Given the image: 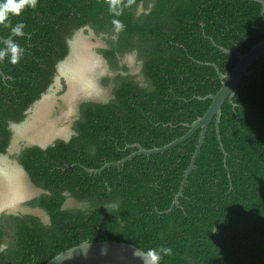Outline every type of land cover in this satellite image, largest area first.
Returning a JSON list of instances; mask_svg holds the SVG:
<instances>
[{"label":"trees","instance_id":"16d2710c","mask_svg":"<svg viewBox=\"0 0 264 264\" xmlns=\"http://www.w3.org/2000/svg\"><path fill=\"white\" fill-rule=\"evenodd\" d=\"M9 18L12 26L25 25L16 37L25 52L16 65L0 62V156L14 139L10 124L23 123L53 85L78 31L105 43L97 52L108 67L100 82L109 96L83 100L68 137L51 136L44 148L22 142L10 155L40 191L25 206L43 211L47 222L3 213L0 264H46L83 242L102 241L142 251L170 247L173 255L160 264H264V56L241 78L232 103L222 105L226 157L213 119L177 205L200 130L163 154L139 155L101 173L85 170L123 160L136 144L160 148L185 135L211 104L202 98L222 86L215 67L227 75L238 62L219 48L240 45L244 54L264 41L261 3L125 0L115 17L104 0H37L35 10ZM113 19L125 30L116 33ZM10 34L0 25L2 38ZM128 55L135 73L123 62ZM112 204L118 212L105 208Z\"/></svg>","mask_w":264,"mask_h":264},{"label":"rangeland","instance_id":"374dc122","mask_svg":"<svg viewBox=\"0 0 264 264\" xmlns=\"http://www.w3.org/2000/svg\"><path fill=\"white\" fill-rule=\"evenodd\" d=\"M69 44L70 53L65 60L59 63L58 75L53 85L35 105L31 117L18 126V129L24 130L19 134L22 132L28 145L33 141L40 145L45 138H51V136L68 137L70 122L75 118L78 105L83 100H102L109 96L108 90L100 82L101 78L108 74V67L106 61L97 52L98 49L105 47L104 41L92 31H78ZM123 62L127 64L132 73L137 72L133 56H126ZM80 78L83 80L79 82ZM66 132L68 134H65ZM36 137L37 139H34ZM38 138H40L39 141ZM16 141L14 139L12 149L20 145ZM0 166L3 167L2 169L6 168L11 175H15L16 180L20 182L17 181L18 183L12 188L0 184V214L2 212L7 214L31 213L47 222L43 211L30 209L24 204L37 194V190L29 182L24 170L8 155L0 156ZM16 189H18L17 193ZM71 205L73 202L70 200L67 206Z\"/></svg>","mask_w":264,"mask_h":264},{"label":"water","instance_id":"95a60500","mask_svg":"<svg viewBox=\"0 0 264 264\" xmlns=\"http://www.w3.org/2000/svg\"><path fill=\"white\" fill-rule=\"evenodd\" d=\"M262 5V18L264 19V1L255 0ZM4 0H0L3 3ZM6 39L0 36V42L2 43ZM240 45L235 46L231 50L224 49L220 47L219 49L226 54H233L236 56L238 62L232 68L231 72L227 75L222 74L215 65L217 70L218 78L222 81V86L216 94H210L202 100H211V104L206 111V113L195 120L192 124L187 125L189 128L188 132L181 136L180 138L170 142L169 144L162 146L160 148L144 149L140 145L136 144L132 146L136 148V151L118 162L107 163L100 169H87L88 173H101L104 169L111 166H121L126 162L132 160L134 157L139 155H145L147 157L155 154H163L172 148L178 146L179 144L185 142L194 133L200 130L199 139L196 145V149L191 157L190 164L184 173L183 179L181 181L180 189L175 196L172 205L178 204V199L182 196L184 186L187 182L189 175L195 167L196 159L200 153L202 144L204 142L205 134L208 129L209 124L214 119L215 120V130L217 139L219 141L220 148L224 152L223 145L221 143L220 132H219V122L221 117V108L226 100L232 103V98L237 93V86L243 76H247L249 68L254 62H256L260 57L264 56V41L259 42L253 46L248 52L242 54L238 51ZM71 71H73L71 69ZM74 72V71H73ZM75 74V73H74ZM0 75H3L0 70ZM83 80L79 79V82ZM53 138L47 139L44 143H40V146L46 147L52 142ZM1 174H3V170ZM1 176V175H0ZM142 250L123 242H112V241H102V242H83L80 245L69 248L62 253L56 255L54 258L49 260L46 264H144V261L140 258Z\"/></svg>","mask_w":264,"mask_h":264},{"label":"clouds","instance_id":"9594fccd","mask_svg":"<svg viewBox=\"0 0 264 264\" xmlns=\"http://www.w3.org/2000/svg\"><path fill=\"white\" fill-rule=\"evenodd\" d=\"M104 2L108 5V11L111 15L119 17L123 14L125 0H104ZM36 7L37 0H4L3 3H0V25L4 28H10L11 30L10 36L2 42L4 46L0 48V62L7 58L11 64L16 65L20 62L25 52V49L16 42V37H23L25 35V25L20 22L15 26H12L9 14L12 16H19L25 9L35 10ZM111 23L114 26L116 33L125 30V25L119 19H113ZM104 183L107 190L111 191L108 182L105 181ZM105 208L109 213L119 211L118 204H112ZM172 255L173 252L170 247L161 246L158 249L148 248L147 250H144L140 258L144 261V264H160L163 256Z\"/></svg>","mask_w":264,"mask_h":264},{"label":"flooded vegetation","instance_id":"af4514ba","mask_svg":"<svg viewBox=\"0 0 264 264\" xmlns=\"http://www.w3.org/2000/svg\"><path fill=\"white\" fill-rule=\"evenodd\" d=\"M57 75H58V70H57ZM47 93V92H46ZM45 95H43L42 97H44ZM42 97H41V99H42ZM40 99V100H41ZM39 100V101H40ZM39 101H37V102H35V104H34V106L31 108V109H29L28 111H27V114H28V118H30L31 117V113H33V110H34V107H35V105L39 102ZM27 118V119H28ZM26 119V120H27ZM25 120V121H26ZM27 123V122H26ZM22 123H20V124H18V125H16V124H10V126H9V128L10 129H12L13 131H14V139L15 140H17L16 141V143H19L20 145L18 146L17 145V147H15V149H12V145H13V141H14V139H12V141H11V143H10V146L8 147V150H7V153L5 154V155H8L9 157H10V155H13V154H18V151H19V149H20V146H21V144H23L22 142H24V143H27V140H25L26 138L24 137V135H22V132H21V134H19V132L20 131H24V130H20V129H18V126L19 125H21ZM19 130V131H18ZM27 131V130H26ZM23 134H24V132H23ZM26 136V135H25ZM27 137V136H26ZM48 139H50V137H47ZM47 138H45V140H47ZM40 140V138H38V141ZM45 140H43L44 142H45ZM43 142V143H44ZM40 146V145H39ZM41 148H44V147H42V146H40ZM12 151V152H11ZM2 156V155H1ZM15 161V160H14ZM16 162V161H15ZM17 163V162H16ZM18 164V163H17ZM18 166H20L19 164H18ZM21 167V166H20ZM3 167L2 166H0V169H2ZM22 168V167H21ZM23 169V168H22ZM3 170V174H1L0 173V184H4L5 186H8V187H10V188H12L13 187V185L14 184H17L19 181L18 180H16L17 178H15V175L13 176V175H11L7 170H6V168L5 169H2ZM0 172H1V170H0ZM25 172V171H24ZM25 174H26V172H25ZM26 176H27V174H26ZM28 177V176H27ZM29 180V179H28ZM18 181V182H17ZM30 182V181H29ZM20 183V182H19ZM31 183V182H30ZM36 190V189H35ZM16 191V193L18 192V189H16L15 190ZM37 192V194L40 192V191H36ZM35 197V196H34ZM34 197H32V198H34ZM32 198H30L29 200H31ZM29 200H27V201H29ZM26 201V202H27ZM7 214V213H5V212H2L1 214H0V216L2 215V214ZM7 215H9V214H7ZM12 215V214H11Z\"/></svg>","mask_w":264,"mask_h":264}]
</instances>
